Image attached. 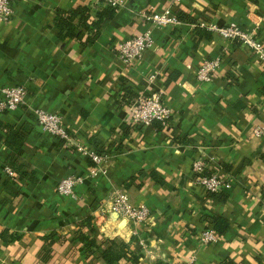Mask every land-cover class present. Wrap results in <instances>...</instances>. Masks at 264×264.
<instances>
[{
  "label": "crops",
  "instance_id": "0c3cea01",
  "mask_svg": "<svg viewBox=\"0 0 264 264\" xmlns=\"http://www.w3.org/2000/svg\"><path fill=\"white\" fill-rule=\"evenodd\" d=\"M12 3L11 17L0 21V85L21 84L26 97L17 109H0V229L19 235L0 242V264H107L102 236L127 243L133 260L119 264H264V57L240 41L196 33L202 22L237 24L264 43V0H123L97 31L77 26L74 37L58 35L57 9L89 5L90 22L103 4ZM166 9L185 18L155 26L145 17ZM145 30L152 45L122 61L116 43ZM215 56L221 61L213 76L197 79L199 64ZM124 88L136 96L160 90L171 117L128 124ZM34 107L60 113L67 137L43 131ZM6 123L27 130L17 150L5 144ZM78 145L108 154L98 173H89L94 163ZM196 156L231 186L209 192L197 184ZM67 175L83 178L73 194L56 190ZM119 189L149 208L145 221L100 213ZM86 215L94 232L83 230L100 247L83 251L70 236ZM214 216L227 220L224 232ZM208 227L215 242L200 239ZM52 232L60 237L46 252L44 236Z\"/></svg>",
  "mask_w": 264,
  "mask_h": 264
},
{
  "label": "built area",
  "instance_id": "2783aa9c",
  "mask_svg": "<svg viewBox=\"0 0 264 264\" xmlns=\"http://www.w3.org/2000/svg\"><path fill=\"white\" fill-rule=\"evenodd\" d=\"M96 3L119 7L123 0H94ZM13 0H0V21H8L13 12ZM155 26H164L168 24H177L180 20L170 10L149 13L145 16ZM205 29L211 33L226 38L228 40H237L246 44L254 54L264 57V43L262 39L254 34L253 31L245 30L237 24H218L216 22L201 23ZM152 36L150 30L131 35L118 41L115 45V51L118 57L127 64L141 56V54L152 45ZM221 57L215 56L204 59L196 68V78L204 81L209 80L220 66ZM26 91L21 84L0 85V109L14 110L25 103ZM35 120L41 129L51 135L59 138L67 137V130L62 121V116L58 112L47 111L41 107L31 109ZM172 115L171 108L164 102L160 90H151L147 93H139L128 104L127 122L133 126H144L153 121L167 122ZM256 133L260 132L256 128ZM77 149L82 151L94 163L89 173L94 175L104 166L108 157L107 153H100L93 149L84 148L78 145ZM208 164L201 156H196L192 161V170L194 180L197 184L209 192H218L222 189H228L231 186V178L208 169ZM210 172H205V170ZM6 175H13V169L10 164L4 165ZM82 176L67 175L61 178L56 185V190L62 194H73L75 186L82 181ZM107 213L115 212L119 216L130 219L134 222L145 221L149 214V208L143 204H133L128 198L125 190L119 189L114 192L107 206L103 207ZM200 239L205 243L215 242L217 233L213 228H204L200 232Z\"/></svg>",
  "mask_w": 264,
  "mask_h": 264
},
{
  "label": "trees",
  "instance_id": "16d2710c",
  "mask_svg": "<svg viewBox=\"0 0 264 264\" xmlns=\"http://www.w3.org/2000/svg\"><path fill=\"white\" fill-rule=\"evenodd\" d=\"M90 10L91 8L89 5H77L69 9H57L56 15L54 17V25L58 28V35L60 37L77 36L78 33L74 32V29L77 26H81L84 28L92 27L97 31L100 27L101 22L104 19H110L113 16L115 12V7L106 4L99 6L95 11V19L88 22L87 20L90 17ZM177 18L180 20V18L183 19L185 17L183 15L179 16L177 14ZM196 33L200 37L211 36V32L202 27H197ZM92 40L93 37L88 35L86 38V42H91ZM124 89L125 92L128 93V101L131 102L134 98H136L135 93L130 91L128 88ZM4 127L7 132L5 144L12 150H17L20 147L22 140L25 137V134L27 133V130L22 126L20 128H15L9 123L4 124ZM262 157L264 159V154H262ZM205 172L210 171L206 169ZM83 227H86L90 233L94 232V226L92 224V215H86L79 222L77 227L78 230L76 232V239L81 241L82 243L80 247L81 250L87 251L92 250V248H99L100 246L97 245L96 239L91 236L89 232L84 231ZM214 227L219 232H224L227 227V220L219 216H214ZM55 235L56 233L52 232L44 236V240L46 241V245H44V251L47 252V250H49L48 245H51L58 238H56ZM18 237L19 235L17 233L9 232L8 228L0 229V242L3 244L13 241ZM102 243H106V245L103 248L100 247V255L104 259V261H106L107 264H119V260L123 257L133 260L132 257H127V243L124 240L118 238H104V242ZM221 264H234V262L230 259H227L226 262Z\"/></svg>",
  "mask_w": 264,
  "mask_h": 264
},
{
  "label": "rangeland",
  "instance_id": "374dc122",
  "mask_svg": "<svg viewBox=\"0 0 264 264\" xmlns=\"http://www.w3.org/2000/svg\"><path fill=\"white\" fill-rule=\"evenodd\" d=\"M81 223H82V222H81ZM78 224H79V223H78ZM80 225H83V224H80ZM77 226H78V225H77ZM77 230H78V229L76 228L75 231L72 232V234H71V236H70L71 240L74 239V241H76L75 239H76V232H77ZM56 234H57V233H56ZM55 237H56V238H57V237L59 238L60 236L55 235ZM104 238H106V237H103V236L101 237L102 242H104Z\"/></svg>",
  "mask_w": 264,
  "mask_h": 264
}]
</instances>
